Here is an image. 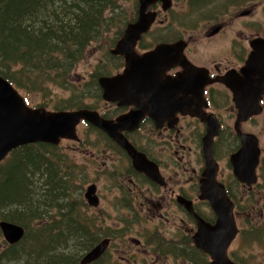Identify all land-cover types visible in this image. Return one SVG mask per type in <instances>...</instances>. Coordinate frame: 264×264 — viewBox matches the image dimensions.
Listing matches in <instances>:
<instances>
[{"label":"flooded vegetation","instance_id":"flooded-vegetation-1","mask_svg":"<svg viewBox=\"0 0 264 264\" xmlns=\"http://www.w3.org/2000/svg\"><path fill=\"white\" fill-rule=\"evenodd\" d=\"M256 2L257 0H171L170 5L165 7V3L157 1L148 7V11L156 12L155 19L149 30L141 36V39L134 47L137 55H143L147 52L153 51L157 45H173L178 43L177 46H173L172 48V56L165 57V55L164 58H161L156 78L161 89H175V91H172L176 92V98H185L188 100V103L182 108L185 109L186 112H192L193 110H197L199 107L204 114L216 115L219 123V131L214 137L213 145L214 157L218 163L216 177L218 182L224 185L227 194L232 199L234 204V216L237 214L236 211L238 209L239 216H243L245 214L242 213L245 211L246 207L247 209H250L249 206H246V204L244 205L245 200L249 202L250 198L248 196L246 199L245 195H243L242 198L237 200L236 197H234L237 200L236 202L232 197L233 194H231L227 182L223 181L222 178L224 177H220V165L218 159L216 158V142L222 136L225 129L220 109L228 107L229 111L235 113L237 117L236 124L234 125L235 133L233 134L237 139V145L234 146V150L230 154V157L243 146V139L240 137L241 133L252 134L256 138L259 148V162L255 168L256 181L251 184H247L239 181L237 178L236 179L247 189L255 186V184H258L260 176L259 173L262 170L264 171V139H261L260 137L264 133V130L250 132L245 131L242 128V124L244 123L247 124L252 122L253 125H256L257 117L264 116V84L263 86L260 85V82L264 81V46H257V43L255 44L258 39H264V25L256 23V20L253 19L248 21L244 20L245 18L250 17L253 10L255 11ZM138 4L139 0H137V17ZM137 17L130 20L128 24L136 21ZM172 23L175 24L174 27ZM239 23L242 24V27L237 26ZM243 25H247V29H249V31L247 29L245 30ZM154 28L159 29L157 30V41L153 46H144L143 40L148 39ZM246 32L248 34H246ZM229 33L232 35L230 43L228 42ZM112 55L120 57L124 60L121 67L122 70L119 68L117 69L118 71L116 70V72H112V74H103L101 76H113L124 70V57L122 55H114L113 53ZM180 77H183V79H178ZM194 88L196 91L192 90ZM100 89L101 90L98 91V94H90L87 91L85 92L87 96L97 98V103L94 105L87 104L88 108L85 109L96 111L102 118L114 122H116L117 118L121 115L135 112L139 109V107L134 103H120L119 100H106L103 97V90L101 86ZM236 90L240 92L242 96L258 98L257 105L260 108V111L258 112L255 108L252 115L248 116L245 120L238 121L240 109L237 108L234 101ZM242 90L247 91L243 92ZM176 116H178V120L172 126L169 124L168 120H165L158 126L156 121L146 114L140 120L138 127L129 129L132 125L131 123H127L126 128L120 130L138 151L145 154L149 161L156 164L162 183L150 178L144 172L137 170L128 152L123 149L122 146H120L107 132L87 120H81V122L77 125V140L62 139L61 142L63 140H72L78 142L79 145H82L88 143L87 138L97 130L96 132H99V134L104 137L106 146H109L111 150L117 152L116 157L127 159L130 163V169L128 172L131 171L132 175L137 178L135 179L131 177L129 180L131 182L129 191L132 203L133 198L137 195L156 200V202H162L165 201L162 199H164L165 195L168 194L169 198H167V204L183 208V210L189 214L191 220L194 221L193 223H196V219L181 202V199L191 201L193 209L200 216L204 217L209 222H214L216 220V215L210 202L200 197L201 180L203 179V172L206 168L203 154V138L207 133L208 124L198 116H193L189 113L182 115L180 110L176 113ZM190 120L197 121L199 125H202L201 127L203 130L200 143L197 145L200 151L198 161L199 167L197 168L195 166L192 171H190V168L187 166V162L184 161L179 154V137L184 124L186 125ZM80 125L83 127V130H81V127L78 131V127ZM143 130L148 132L145 134L146 136L157 132L159 140L162 138L165 140V134L168 132L171 134L174 133V135L169 134V137L171 138L170 140H167L169 142L167 152H174L180 157L181 160L176 162V165L180 166V164H182L181 170H176L173 167L171 170L165 171L164 164L158 159L154 152L149 151L148 146L143 145L135 139L136 135H139ZM81 131L82 134H79ZM150 142H154V140L151 139ZM60 143L55 146H60ZM156 145H158V143ZM182 146L184 148V145ZM10 155L11 153L8 157H10ZM229 161L232 165V169H234L230 158ZM69 175L70 174H68V176ZM121 177L123 179H128V176ZM120 180L116 184L122 186ZM91 185H95V191L92 194V197L96 199V204H92L86 196L88 188H90ZM138 189H140L139 192ZM133 193L135 196H133ZM80 194H82L81 200H83L84 206L88 205L89 209L99 210L98 206L100 205L99 203L101 199L100 188L95 182L89 184V186L85 188V190L83 189ZM95 199L93 201H95ZM259 202H261V199H259ZM202 203L210 206L213 214L212 217L208 218L203 215L198 207L199 204ZM98 212L100 213V211ZM94 216L95 218H89L88 221L89 225L95 228L101 224V218L98 213H94ZM182 221L184 220L182 219ZM122 223H125L128 230L127 233L131 231V233L136 234V237H131L128 241L126 239L123 240L124 237H118L115 234L95 231V236L97 238L95 245L104 239H109V243L104 254L96 261L89 264H101L106 258V254L108 253L110 247L113 244L115 246L118 239L122 240L123 247L126 250L127 248H136L138 252H133L135 253V256H139V254L147 251V246L149 244L150 246L153 245V242H155L157 246L156 250L158 251L159 257L161 251L163 256H175V254L179 253H172V251L168 248L165 250L160 247V237L157 239L148 238L146 241L145 235L138 234V231L134 228V224H130L128 220H122ZM195 230L196 224H194L193 228L189 229L191 232L190 236L194 234ZM184 234L189 237L188 234L183 233V235ZM172 240L174 241L176 239ZM188 240L189 239H187V241ZM166 251L168 254H166ZM84 255L85 253L78 259L80 264ZM130 256H132L131 253ZM131 259L136 261L133 256L127 257V261L130 262Z\"/></svg>","mask_w":264,"mask_h":264},{"label":"trees","instance_id":"trees-1","mask_svg":"<svg viewBox=\"0 0 264 264\" xmlns=\"http://www.w3.org/2000/svg\"><path fill=\"white\" fill-rule=\"evenodd\" d=\"M122 11L125 13L119 0H0V75L29 95L42 93L44 102L34 104L35 107H46L45 99L53 96L54 88H63L72 93L67 100L51 106L52 110L88 108L83 97L90 85L101 90L100 76L93 75L83 86L72 80V72L88 46L106 38L113 27H119L111 38L110 45H116L129 22L128 17L122 18ZM58 149L59 146L46 142L22 145L0 164V220L25 230L19 242H6L0 260L80 264L82 249L88 251L95 246L96 236L83 231L82 226H89L88 219L78 214L71 198V180L52 159ZM36 173L40 186L30 182ZM76 214L80 217L76 218ZM242 231L244 236L246 232ZM259 231L261 235V228L254 232L256 237L260 236ZM76 237L79 247L77 243L72 248L66 245ZM188 239L192 242L191 236ZM59 244L62 247L58 248ZM237 251L233 250L231 257L244 264ZM194 253L204 254L196 247Z\"/></svg>","mask_w":264,"mask_h":264},{"label":"rangeland","instance_id":"rangeland-1","mask_svg":"<svg viewBox=\"0 0 264 264\" xmlns=\"http://www.w3.org/2000/svg\"><path fill=\"white\" fill-rule=\"evenodd\" d=\"M119 3L121 8L125 11V13L123 11L120 13L122 18L128 17L130 21L137 17V5L135 6L137 0H119ZM252 19L256 20V23L264 25V0H257L255 11L253 10L250 17L244 20L248 21ZM172 25L173 27L175 26L173 23ZM237 26L242 27V24L239 23ZM243 28L246 30L247 25H243ZM118 30L119 27L111 28L106 38L94 41L88 46L85 56L77 63L72 72V80L77 82V85L81 82L84 86L85 83H88L92 79L93 75L98 74L101 76L103 74H112V72H116L117 69L122 67L124 60L112 55L111 48H113L114 45H110L111 38L115 37ZM157 30L159 29L154 28L148 39L143 40L144 46L154 45L158 37ZM247 30L249 31V29ZM246 34L248 33L246 32ZM231 37L232 35L229 33V43ZM87 89V92L90 94H98V90L94 89L91 85L88 86ZM18 90L26 97L30 105L44 102V97L40 92L29 95L22 89ZM71 93V91L63 90V88H54L53 96L49 95V97L45 99V108L52 110L51 106L57 102L67 100ZM96 99L97 98L90 96L83 97L85 104L90 105L97 103ZM220 112L222 121L225 124L224 132L216 142V158L220 165V177H224L222 178L223 181L227 182L231 194L235 195L237 200L242 198L243 195H245L246 199L249 196L250 201L247 202L245 200L244 205L246 204V206L252 207V209H247L246 207L245 211L242 213H245L243 216H239V214L235 215L238 226L243 229L242 232L246 233L244 236L240 235L236 237L230 247V251L238 249L237 257L244 264H264V171L262 170L259 173L258 184L248 189L236 179L229 158L234 150V146L237 145V139L233 135L235 133L234 125L236 124L237 117L235 113L229 111L228 107L221 108ZM256 123V125H253L252 122L247 124L244 123L242 124V128L250 132L264 130V116H258ZM201 126L202 125H199L197 121L190 120L186 125L184 124L179 137V154L182 159L187 162L190 171H192L195 166L197 168L199 167L198 161L200 151L197 145L200 143L203 132ZM81 127V125L78 127V131ZM81 130H83V127ZM96 131L87 138L88 143L82 145H79L76 141L63 140L57 150L58 154L52 155L53 161H56L62 168L61 171L63 170L62 172H64V174H70L69 178L72 184L70 189L71 198L78 207V214H81L84 219L95 218L94 213L100 215L101 224L98 227L94 228L90 225L82 226L84 227L83 231L89 236H94L98 231L111 233L118 237H124L123 240L126 239L129 241L131 237H136V234L131 233V231L127 233V227L125 223H122V220H128L130 224H134V228L138 231V234L145 235L146 241L148 238L157 239L160 237L162 240V242L160 240V247L165 250L168 248L172 253H182L181 255L175 256H163L161 251L159 257L158 251L156 250L157 246L155 242H153V245L150 246L149 244L147 246V251L139 254V256H135L133 252H138V250L134 247L127 248L128 252L124 249L122 240L118 239L117 244L115 246L113 244L110 247L106 254V258L101 264H205L206 260L209 261L210 258L205 254L199 255L194 253L195 247L193 243L189 240L187 241L191 235L189 229L193 228L196 223H193L194 221L191 220L189 214L183 210V208L167 204V198H169L168 194L162 199L165 201L156 202V200H152L145 196H135L133 193L135 197L132 203L129 191L131 182L129 180L131 177L137 178L132 175L131 171L128 172L130 163L127 159L117 158V152L111 150L109 146H106L104 137ZM147 133L148 132L143 130L139 135H136L135 139L143 145L148 146L149 151L154 152L158 159L164 164L165 171H169L173 167L176 170H181L182 164H180V166L176 165V162L181 160L180 157L174 152H167L169 146L167 140H170L171 137H169V134L171 133L168 132L165 134V140H163V138L159 140L157 132L155 134H149V136L145 135ZM79 134H82V131ZM171 135H174V133ZM260 137L264 139V133ZM151 139L154 140V142H150ZM157 143L158 145H156ZM182 145H184V148ZM38 174L39 173L31 175L30 182H32L34 186H40V181L37 178ZM121 176H128V179H123ZM119 180L122 186L116 184ZM93 182L100 188L101 199L100 205L98 206L99 210L89 209V206H84L83 200H81V191L83 189L85 190V188ZM139 190L140 189H138V192ZM51 196L54 197L55 194L52 193ZM259 199H261V202H259ZM65 207L68 209V205H65ZM198 207L204 216L208 218L212 217V210L208 204L202 203L199 204ZM98 211H100V213ZM55 212L56 210L52 213ZM79 217L80 215L78 216L76 214V218ZM182 219L184 221H182ZM81 221L84 222L85 220ZM86 223L89 224V221H86ZM260 228L262 229V233L260 235L259 231L260 236L256 237L254 232H257ZM183 233L188 234L189 237L185 236V234L183 235ZM77 239L76 237L75 239L71 238L68 240V242L72 241L70 243V248L75 246ZM172 239H176L177 241H173ZM65 243L67 242L65 241L64 244ZM66 245L68 246V244ZM5 246L6 240L1 232L0 254ZM77 246L79 247L78 244ZM59 247L62 246L59 244L58 248ZM86 251L87 250L82 249V254ZM130 253L136 261L132 259L130 262L127 261V257H132ZM166 254H168L167 251ZM22 262L23 260H18L16 258L8 261L3 259L0 260V264H21Z\"/></svg>","mask_w":264,"mask_h":264},{"label":"water","instance_id":"water-1","mask_svg":"<svg viewBox=\"0 0 264 264\" xmlns=\"http://www.w3.org/2000/svg\"><path fill=\"white\" fill-rule=\"evenodd\" d=\"M162 1L165 7L171 0H139L138 17L130 22L123 35L111 50L114 55H122L125 68L113 76H101L99 85L103 97L108 101L119 100L120 103H134L139 107L135 112L121 115L117 121L106 120L98 112L90 109L48 110L45 107H30L17 88L0 75V162L15 148L36 142H48L58 145L62 139H78L77 125L81 120H87L107 132L132 158L137 170L144 172L150 178L162 183L156 164L149 161L145 154L138 151L134 145L121 133L127 123L138 127L140 120L148 114L157 125L165 120L172 126L177 120L176 113H189L198 116L208 124L207 133L203 138V154L206 168L201 180L202 199L210 202L216 215L214 222H208L193 209L191 201L181 199V202L197 220V230L193 235L197 248L210 255V264H239L228 256V249L237 236L238 227L234 218V204L226 193L224 185L217 180L218 163L214 157V137L218 134L219 123L216 115L204 114L200 108L186 112L188 100L176 98L175 89H161L157 81L158 65L161 58L172 56L173 45L160 44L150 52L137 55L134 47L153 23L156 12L148 11V7ZM264 46V39H258L255 44ZM178 79H183L180 77ZM264 81L260 82L263 86ZM182 87V86H181ZM196 91V89H192ZM185 91V90H184ZM243 91V90H242ZM247 90L243 91L246 92ZM259 95V94H258ZM257 95V96H258ZM234 101L240 109L238 121L245 120L253 114L254 109L260 111L258 98L242 96L236 90ZM190 105V104H189ZM258 108H257V107ZM243 146L230 157L233 171L237 178L247 184L256 181L255 168L259 162V148L256 138L249 133H241ZM95 185L88 188L86 196L92 204L97 201L92 197ZM95 199V201H93ZM0 230L6 242H19L25 234L22 226L6 220H0ZM109 239H104L95 245L81 259V264H89L101 257L107 249Z\"/></svg>","mask_w":264,"mask_h":264},{"label":"bare ground","instance_id":"bare-ground-1","mask_svg":"<svg viewBox=\"0 0 264 264\" xmlns=\"http://www.w3.org/2000/svg\"><path fill=\"white\" fill-rule=\"evenodd\" d=\"M74 192V191H73ZM76 194V193H75ZM77 208V207H76ZM67 215V214H66ZM49 222V221H48ZM57 228V227H56ZM57 231V230H56ZM60 236V235H59ZM82 236V235H81ZM59 241V240H58ZM75 242V241H74ZM81 242V241H80ZM76 244V243H75ZM78 244V243H77ZM68 245H70V244H68ZM75 247H76V245H75ZM69 249V248H68ZM74 252V251H73ZM72 253V252H71ZM73 255H75V254H73ZM70 257H72V255L70 256ZM67 258V257H66ZM5 263V262H4Z\"/></svg>","mask_w":264,"mask_h":264}]
</instances>
